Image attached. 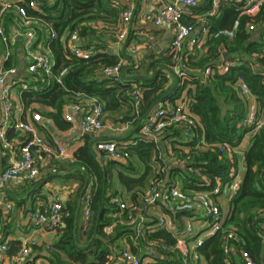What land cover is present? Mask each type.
I'll return each mask as SVG.
<instances>
[{
  "label": "trees",
  "instance_id": "16d2710c",
  "mask_svg": "<svg viewBox=\"0 0 264 264\" xmlns=\"http://www.w3.org/2000/svg\"><path fill=\"white\" fill-rule=\"evenodd\" d=\"M38 1L40 4L36 9L27 7L29 27L35 30L39 39H45L46 45H49L53 53L55 64L52 74L56 75L63 66H67V72L59 83L55 79L48 81V77L38 71L37 84L44 87L38 90H21V100L25 108L33 104L39 105V108L32 109V113L39 112L42 117L60 126L67 121L63 115L65 106L83 97L94 96L102 102L104 112L109 115L120 113L121 106L129 104L128 111L120 113L123 116L118 120L131 122L132 126H136L158 103L174 105L183 96L182 100L187 102L189 111L198 118L200 125L190 141L174 142V154L189 156V159L186 166L173 168L170 177H176L182 189L186 191L212 189L217 182L223 189L231 183L239 168V156L236 152L221 153L215 144L228 142L236 147L243 135L251 130V127L240 125L246 117L248 101L238 94L239 81L246 85L254 97L259 117L264 118V2L254 15L242 13L243 0L232 3L226 14L218 20L214 30L232 29L237 22L233 37H210L207 41L208 49L203 56L195 60L192 56H183L189 76L178 79V83L173 87L171 75L167 76L172 55L166 50L157 53L152 47H147L146 61L141 63L145 65L146 70L141 78H123L121 82H114L101 75L102 67L113 65L124 57L130 58L126 46L136 37L130 33L124 44L123 57L102 51L105 39H114V28L109 25V21L115 22L120 12L119 8L111 5V0ZM14 21L15 14L10 9L3 16L7 34ZM99 22L103 25L102 28L99 27ZM45 23H50L56 31L55 39L47 37ZM250 23L254 24L252 30L249 29ZM74 28L79 29L85 46H93L99 50L88 60L68 56L65 52L63 35ZM16 42L17 39L14 44H17ZM3 49L4 43L0 39V54ZM9 49L11 53L2 63L4 68L19 64V50H12L10 46ZM215 61L231 64L220 70L214 64ZM207 66L213 69V73L207 80H202L199 73ZM132 81L141 89L137 104L126 93ZM160 98V102L154 104ZM41 127L47 131L45 126ZM138 130L139 127L135 132ZM171 134L179 135L180 130L175 128ZM15 136L13 128L9 127L6 132L7 139L12 140ZM202 140L212 146H202ZM133 141L135 143L128 147L130 157L124 162H104L101 154V159H98L89 149L87 142L77 149L73 162L64 164L52 160L53 165H57V171L73 167L86 173L87 187L90 188L89 214L86 216L84 211H80L79 216H75L78 194L84 183V175L78 173L77 180L80 185L73 198L65 203V210L69 214L63 218V225L57 229L56 240L48 249H37L43 253L44 262L41 264H115L121 248L125 245L143 257L147 255L144 253V246L148 240H159L162 243L174 241V237L165 229L145 232L136 241L134 230L129 225L115 223L110 233L104 230L115 221L113 213L118 210L109 200L110 194L118 193L117 190L111 189L113 170H116L117 179L127 193V201L138 208L140 195L154 175L153 166L161 162L153 142L138 139L137 136L133 137ZM195 144H200V147L195 148ZM0 149L2 150L1 142ZM243 158L244 173L236 192L229 198L222 230L206 236L196 248L208 264H227L226 260L230 264H242L240 253L243 250L247 251L257 264L260 262L262 219L255 218V215L264 210V124L251 134V141L244 151ZM137 165L143 166L142 173L138 174ZM194 169H198L201 175H197ZM36 184L37 182L32 183L34 186ZM85 193L86 191L83 197ZM181 214L183 213H178V216ZM121 215L123 218L128 217L127 211L121 212ZM229 230L234 232V239L227 238ZM225 243L231 245L228 255L224 252ZM15 251L9 250L10 253ZM155 251V262L145 264L181 263L176 252H165L161 248H156ZM235 253L239 255V259H235Z\"/></svg>",
  "mask_w": 264,
  "mask_h": 264
},
{
  "label": "built area",
  "instance_id": "2783aa9c",
  "mask_svg": "<svg viewBox=\"0 0 264 264\" xmlns=\"http://www.w3.org/2000/svg\"><path fill=\"white\" fill-rule=\"evenodd\" d=\"M137 0H111V5L120 9L118 15V24L114 28V41L123 45L129 38L130 33L148 38L142 41L144 47H152L157 40L146 30L140 29L137 32L131 30V22L133 19L134 3ZM200 0H165L160 2L156 7L149 11L146 19L157 27L169 26L172 30L170 39L165 46V50L172 55V63L168 66L167 76L174 75L178 79L187 78L189 70L185 58L183 57V47L186 44L189 48H194L206 38L226 36L232 38L237 22L234 23L232 29L211 30L210 25L204 16H215L223 3L228 0H209L210 7L205 15L199 17L202 21V26L195 32L193 25L182 21L183 14H191L188 9L195 7ZM241 1V0H239ZM264 0H243L242 13L254 15ZM40 2L38 0H0V39L5 44V54L3 61L9 56L12 44L15 39L21 36L23 39V54L26 59L25 71L21 72L16 66L4 68L0 62V110L4 114V120L0 124V142L2 150H6L12 143L18 145V158L13 159L10 163L0 170V213L11 211L13 203L6 198L4 186L9 182L26 181L36 182L42 174L40 166L37 164L35 152H38L44 157L67 159L69 154L65 144L58 138L47 139L42 136L34 122H41L42 116L39 112H34L31 118L25 120H12L11 114L13 104L11 102L12 90L16 89L18 93L21 90H38L44 87L39 85L37 73L41 71L48 77V81L55 79L61 83L62 76L67 72V66H63L56 75L52 74V67L55 64V58L49 48V45L41 47L37 42L36 32L32 27H29L30 17L27 15V7L36 9ZM126 4V6H124ZM12 9L15 14L14 27L7 34L3 25L4 14ZM48 37L55 39L56 31L50 23H45ZM254 24H249V29L252 30ZM64 49L68 56L79 57L88 60L99 52L93 46H85L78 28L66 31L63 35ZM10 41V42H9ZM133 41V40H132ZM132 41L126 46V51L130 56L131 65L139 67L141 60L137 57L138 47L132 44ZM231 62H223L218 69L223 70ZM125 66L123 59H120L113 65H107L101 68V75L111 79L114 82L123 80L122 69ZM213 73V69L209 66L201 71V79L207 80ZM35 82V84H33ZM49 82H46L48 84ZM238 94L248 101V110L246 117L240 122L241 127H251L250 134L256 132L263 124L264 118L259 117L258 109L254 97L250 94L246 85L238 82ZM126 93L132 97L135 104L138 103L141 97V89L136 82H131L128 85ZM68 109L73 113H78V124L81 133L89 134L93 137H98L104 128H109L112 132H120L126 129L129 123H120L107 125L105 124L104 106L102 102L94 96L83 97L77 102L69 104ZM65 119L69 122L74 120L72 113H65ZM200 125L198 118L189 111L187 102L181 100L174 105L168 103H158L155 108L142 118L139 124L137 138L144 141H151L158 149V157L161 160L160 164L153 166L154 175L149 184L142 191L139 203L145 206L160 209L152 221L156 226L155 229H165L172 233L174 241L172 243H162L159 240H148L144 246V253L147 257L153 258V251L156 248H161L165 252H176L179 254L180 264H190L192 258H197L195 252L191 254L193 249H196L206 236L213 235L222 230L224 214L220 204L216 200V196L227 192L232 196L238 186L239 181L234 175L231 183L221 189L220 183L217 182L212 189H193L183 190L180 181L175 177H170V172L173 168L184 167L187 164L189 156H177L172 151L175 141L188 142L195 134L196 128ZM9 127H12L16 136L9 140L6 137V132ZM180 130L179 135L171 134L174 129ZM162 142V145L159 143ZM132 141L129 145L134 144ZM203 146H212L204 140L201 141ZM129 145H124L112 139H97L95 141V149L101 154L104 159L117 162H124L130 157ZM219 152L232 154L235 152V147L228 142L215 144ZM195 148H199L200 144H195ZM197 175H201L198 169H194ZM206 181V179H204ZM203 185V184H200ZM109 200L117 206V211L113 213L115 221L104 228L105 232L110 233L115 223L129 225L134 230V240L141 238L145 232L152 230L148 222L150 217L139 206L130 204L126 198L120 194H110ZM84 215L89 214L90 204V188H87L83 197ZM127 211L128 217L123 218L121 212ZM199 212L200 219L204 222L201 224L195 218ZM178 213H189L188 217H184L183 224L178 220ZM69 214L65 210V205L62 196L55 193L52 200L47 205H42L33 210L30 215L32 227L37 231L56 233L59 226L63 225V218ZM182 217V216H180ZM149 218V219H148ZM255 218L262 219L264 227V210L256 213ZM204 226V236L200 235V230ZM228 239H234V232H227ZM193 238L192 243L189 239ZM51 244L45 243L44 249H48ZM38 246V241L35 238H29L22 241L20 249L14 254H8L9 245L7 242L0 240V264H41L42 262L35 261L30 263L28 257L33 249ZM231 251V245L224 244V252L228 255ZM144 256V257H145ZM242 264H257L250 254L243 250L240 253ZM118 263L120 264H145L142 257L130 250L125 245L121 248L118 255ZM227 264H230L228 260Z\"/></svg>",
  "mask_w": 264,
  "mask_h": 264
},
{
  "label": "crops",
  "instance_id": "0c3cea01",
  "mask_svg": "<svg viewBox=\"0 0 264 264\" xmlns=\"http://www.w3.org/2000/svg\"><path fill=\"white\" fill-rule=\"evenodd\" d=\"M165 0H137L134 3V8H133V19L131 22V30L132 31H138L140 29L146 30L149 35H152L156 40V44L152 46V48L157 52L160 53L161 50H165V46L167 42L170 39L171 35V28L167 25L162 26V27H157L150 20L146 19V15L149 11H151L154 7H156L160 2H163ZM239 0H228L225 3L221 5L219 8L218 12L216 13L215 16H207L205 15L207 13V10L210 7V1L207 0H200L199 3L195 6L192 7L189 10L191 14H183L181 19L184 20L186 23H190L193 25L194 31L196 32L201 26H202V21L199 19L200 16L205 15L204 19L207 20V23L210 25L211 30H214V26L217 24L218 20L222 18L226 12L227 9L231 6L232 3H236ZM243 3V2H242ZM243 5V4H242ZM126 6V4L124 5ZM119 15V14H118ZM109 25H113V27L118 24V17L115 22H110ZM112 23V24H111ZM100 25L99 27H103L101 22H99ZM15 25L12 24L10 27L11 30H15ZM213 28V29H212ZM9 31V33H10ZM47 33V32H46ZM103 35H105L104 32H102ZM102 35V34H101ZM107 35V34H106ZM136 37L132 41V44L136 45L138 47V58L142 62L146 61V52L148 51L147 47H144L141 42L146 41L148 38L146 37H139L135 35ZM48 37V34H47ZM102 38V36H99ZM99 37L97 39H99ZM18 42L17 44H12V50H19L18 51V57L17 61L19 62L16 67L21 71H25V64H26V59L23 54V39L21 36L16 37ZM105 46L104 49L102 50L103 52L109 53L111 55H117L120 57H123V45L120 43H117L114 41V39H105ZM208 38H206L204 41L200 42L197 46L194 48H189L186 44L183 47V54L185 57L192 56L193 59H198L200 56H203L207 49H208V44H207ZM37 42L40 44L41 47H45L46 42L45 39H39L37 37ZM164 44L163 47H159L156 49V46ZM5 44H4V49L3 52L0 54V62L3 61V56L5 54ZM52 52V51H51ZM53 54V53H52ZM125 62V66L123 67V77L126 80H134V78H141L146 73L145 70V65L143 64L140 67H136L134 65H131V61L129 58H121ZM222 61H215L214 64L216 66H219ZM201 76V72L199 73ZM176 76L171 75V82L175 83L176 81ZM178 83V82H177ZM184 94V93H183ZM183 99V96L181 99H179L180 102ZM11 102L13 104V111L11 114V119L12 120H25L26 118H31L32 115V109L33 108H39V105L33 104L27 108L24 107L22 104L21 100V95L18 93L16 89L12 90V96H11ZM128 106L129 104L125 103L121 106V112L128 111ZM34 113V112H33ZM65 113H72L74 115V120L69 122H63L61 125H56L53 123L51 120L46 119L42 117L41 122H34L35 126L37 127L39 133L44 136L47 139H52V138H58L62 143L65 144V147L67 148V152L69 154V157L67 159H58V158H48L44 157L38 152H35L37 164L40 166L42 172L41 178L36 181L37 184L34 186L32 185L31 182H26V181H14V182H9L4 186V192L6 195V198L13 203V209L11 211H4L3 213H0V240H3L8 243L9 249H8V254H14L16 253L22 244V241L25 239L29 238H35L38 241V246L33 249L27 258L30 263H33L35 261L39 262H44V258L42 256L43 253H40L38 248L44 249L45 243L52 244L56 238H57V232L52 233V232H43V231H37L35 230L30 222V215L31 212L37 208H39L42 205H47L51 202L52 196L55 193H59L65 203L73 198L74 193L79 187V181L77 180V174L82 173L83 175L86 173L83 172L82 169L79 168H73L70 167L68 170H56L57 165H53L52 160L59 161V163H70L75 160V152L79 147H81L85 142L89 144L90 141L94 140L92 143V147L94 151L96 152V157L98 159H101L100 153L95 149V141L97 139H112L115 141H118L124 145H129L133 141V137L137 136L138 132H135V126H132L129 122L127 125L128 127L120 132H112L109 128H104L98 137H93L92 135L89 134H83L80 131L79 124H78V119L79 115L78 113H73L70 109H68V105L64 107L63 115ZM120 113H115V114H110L107 112H104V117L103 120L105 124L107 125H113V124H120V123H126L120 122L118 119H121L123 115ZM65 119V117H64ZM4 120V114L2 110H0V124ZM48 120L50 124L52 125L54 132L49 130L47 126L44 124V121ZM128 123V122H127ZM41 126H45L47 131L43 129ZM135 134L134 136H132ZM251 141V134L249 132L245 133L242 137L241 142L239 143L238 146L235 147V152L239 156V168L237 170V175L236 178L237 180L241 181V178L244 173V163H243V154L244 151L248 148L249 144ZM162 145V142L159 143ZM18 158V145L15 143H12L9 148L6 150H1L0 149V170H2L4 167H6L11 160ZM103 158V157H102ZM108 161V159H104V162ZM137 170L138 174L142 173L144 168L142 165H137ZM135 174V175H138ZM87 177V176H86ZM85 178V177H84ZM42 180H45L44 183H40ZM34 183V182H33ZM84 184V183H83ZM88 186V185H87ZM83 187V186H82ZM88 187H86L85 191L87 190ZM111 189L117 190L118 194H120L122 197L127 199L126 196V191L123 188L122 184L117 179V172L116 170H113V177H112V187ZM84 191V192H85ZM80 192V191H79ZM84 194V193H83ZM224 196L226 199L227 206L224 209V207L218 202L217 197L218 196ZM79 196V194H78ZM229 194L227 192L221 193L216 196L217 202L220 204L221 209L223 214L225 215L227 210H228V201ZM83 200V197H82ZM78 205V203H77ZM141 209H143L144 212H146L151 221L149 227L154 230L156 226L154 225L152 219L158 215L160 209L156 208H151L148 206L143 205L142 207L140 206L141 203L138 204ZM80 211H84L83 207V202L81 203V208ZM191 214L183 213L178 216L180 218L178 221L183 224V219L184 217H188ZM182 216V217H180ZM195 218L197 221L201 224H204L202 219H200L199 212L195 215ZM152 222V223H151ZM204 226L200 230V235L202 237L204 236ZM262 232L263 235L261 237V244H260V262L259 264H264V227L262 226ZM172 234V233H171ZM193 238L189 239V243H192ZM14 249L16 250L14 253H10L9 250ZM198 254L197 258H192L190 261V264H208L206 258L199 254L196 249H193L191 251V254L194 253ZM153 256H157V252L153 251ZM235 259H239V255L235 253ZM143 263H148L152 262L153 258L147 257L146 256L142 257ZM155 261V259H154ZM240 262V261H239ZM115 264H120L115 262Z\"/></svg>",
  "mask_w": 264,
  "mask_h": 264
},
{
  "label": "water",
  "instance_id": "95a60500",
  "mask_svg": "<svg viewBox=\"0 0 264 264\" xmlns=\"http://www.w3.org/2000/svg\"><path fill=\"white\" fill-rule=\"evenodd\" d=\"M206 1H207V0H205V2H206ZM163 46H164V44H160V45L156 46V49H158L159 47H163ZM177 82H178V78L176 79V81H175L173 87L177 84ZM173 87L171 88V90L173 89ZM161 99H162V98L158 99L154 104L160 102ZM142 118H143V117H142ZM142 118H141V119H142ZM141 119H140L139 122L136 124V126H135V130L139 127V124H140ZM44 124L47 126V128H48L49 130H51L52 132H54V129H53L52 125L50 124V122H49L48 120H45V121H44ZM93 142H94V140L90 141L89 144H88V147H89V149L91 150V152L93 153V155L96 156V152L94 151V149H93V147H92V143H93ZM84 177H85V178H84V184H83V187L81 188V190H80V192H79V196H78V205H77L76 214H75L76 218L79 216V212H80V208H81V203H82L83 193H84V191H85V189H86V187H87V185H88V178L86 177L85 174H84ZM44 182H45V180H42L40 183L42 184V183H44ZM143 205H144V204L141 203L140 206L142 207Z\"/></svg>",
  "mask_w": 264,
  "mask_h": 264
},
{
  "label": "rangeland",
  "instance_id": "374dc122",
  "mask_svg": "<svg viewBox=\"0 0 264 264\" xmlns=\"http://www.w3.org/2000/svg\"><path fill=\"white\" fill-rule=\"evenodd\" d=\"M217 200L218 202L224 207V209L226 208L227 206V203H226V199L224 198V196H218L217 197Z\"/></svg>",
  "mask_w": 264,
  "mask_h": 264
}]
</instances>
